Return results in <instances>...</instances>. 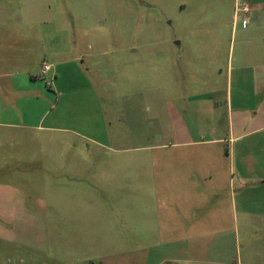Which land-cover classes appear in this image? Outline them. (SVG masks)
I'll list each match as a JSON object with an SVG mask.
<instances>
[{"label": "rangeland", "instance_id": "1", "mask_svg": "<svg viewBox=\"0 0 264 264\" xmlns=\"http://www.w3.org/2000/svg\"><path fill=\"white\" fill-rule=\"evenodd\" d=\"M4 3L24 18L34 12L19 29L37 34L20 45L15 69L0 65V105L18 123L0 116V264H153L169 253L174 201L152 192L171 190L177 152L146 146L174 141L173 102L186 120L207 112L204 82L221 79L225 97L219 64L226 69L232 42L237 55L243 5L253 2ZM40 29L68 54L43 49ZM228 235L234 260L239 247L251 264L245 242L254 235Z\"/></svg>", "mask_w": 264, "mask_h": 264}, {"label": "crops", "instance_id": "2", "mask_svg": "<svg viewBox=\"0 0 264 264\" xmlns=\"http://www.w3.org/2000/svg\"><path fill=\"white\" fill-rule=\"evenodd\" d=\"M250 1L253 3L243 5L244 12L248 5V16H241L246 31L237 55L232 42L226 69L219 64V72L227 74L225 97H219L221 79L204 82L208 86L204 95L207 112L193 113L186 120L173 102L170 106L176 115H171L169 132L174 141L146 146L152 150L173 146L177 152L171 160V190L152 192L154 198L174 201L167 224L172 230L171 241L165 243L171 247L153 264H243L239 247L237 260L229 251L227 240L232 235L228 234L233 228L237 236L241 231L254 235L245 242L251 264H264V0ZM6 5L0 0V65L5 62V68L12 70L16 68L14 60L24 59L21 49L18 51L20 45L28 44L37 34L31 29L20 30L19 22L29 24L36 19L34 12L21 16L18 4ZM38 33L43 49L51 55L68 54L72 48L47 44L50 30ZM24 39L28 41L24 43ZM14 74L12 71L11 77ZM23 74L25 78L31 75ZM15 114L2 102L0 116L12 120L4 123L17 125ZM154 162L158 169L168 166L162 158ZM163 216L158 219L163 221Z\"/></svg>", "mask_w": 264, "mask_h": 264}, {"label": "built area", "instance_id": "3", "mask_svg": "<svg viewBox=\"0 0 264 264\" xmlns=\"http://www.w3.org/2000/svg\"><path fill=\"white\" fill-rule=\"evenodd\" d=\"M49 69H50V65L45 63L43 70L46 71V70H49Z\"/></svg>", "mask_w": 264, "mask_h": 264}]
</instances>
